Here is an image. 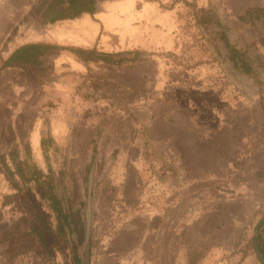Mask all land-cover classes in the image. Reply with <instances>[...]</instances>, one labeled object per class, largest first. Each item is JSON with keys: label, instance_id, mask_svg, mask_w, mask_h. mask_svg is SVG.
<instances>
[{"label": "rangeland", "instance_id": "1", "mask_svg": "<svg viewBox=\"0 0 264 264\" xmlns=\"http://www.w3.org/2000/svg\"><path fill=\"white\" fill-rule=\"evenodd\" d=\"M36 1L30 10L33 14L41 1L46 2ZM162 1L168 7L173 0ZM188 2L189 5L179 2L176 10H166L171 19L162 25H155L160 22L158 18L146 24L141 16L146 15L141 5L137 6L138 16L130 19L128 30L124 20L127 15L120 14L123 18L112 28L111 18H103L106 8H102L103 16L100 14L94 20L101 24L97 35L100 37L102 31L100 41L104 49H145L155 54L141 59L134 68L105 66L78 74L81 75L78 77L77 73L71 75L63 70L62 64L56 69L52 56L41 69L32 70V78L24 73L11 78L15 90L9 92L10 96L0 97V108H3L0 109V153L13 172L9 174L0 163V264H78L80 261L81 264H127L130 261L119 255L109 256L111 243L118 236V225L123 231L130 217L124 215L123 222L120 221L119 214L113 213L124 210L117 211L116 205L112 207L110 202L113 193L108 188L109 176L120 150L128 144L142 147L148 166L159 174L155 166L163 164L162 171L174 175V183L169 182L174 186H178L180 180L175 173L192 168L186 160V148L181 151L174 141L170 142L171 152L167 154L147 147L151 138L146 126L139 121L144 112L181 120L179 125L185 128L197 125L193 129L199 136L198 149L205 154L204 160L211 157L210 171L207 173L205 167L196 165L195 169L201 166L203 172L195 176L186 174V179H182L185 193L192 181L200 190L201 185L209 187L211 184L236 189L239 176L250 179L255 172L257 180L253 182L259 183L264 191L263 54L255 49L246 50L251 75L237 68L222 39V23L232 31L244 30L238 17L224 13L221 0ZM155 8L160 11L158 5ZM37 10L36 13L41 12ZM22 12L18 14L23 15ZM25 17L28 18L21 24L31 21L29 15ZM34 20L33 27L38 26L39 30L38 39L59 41L51 27H41L36 17ZM10 29L13 33L8 35L7 49L20 24ZM88 38L86 40H91ZM59 56L54 58L56 65L62 61ZM95 93L103 94L96 97ZM54 117L58 121H53ZM210 125H214L212 130ZM42 139L48 143L45 150L41 148ZM15 159L24 163L25 173L33 169L47 175L52 171L58 197L73 217L76 234L59 232L56 215L40 196L29 174H26L27 180L22 179ZM217 170L222 174L220 180L214 176V180H210L211 173ZM90 176L93 222L88 228ZM254 183L247 185L256 186ZM196 205L205 217L203 201ZM238 208L240 219L243 222L246 219L243 225L238 223L241 220L235 214L224 219L215 211L205 218L209 224L201 227L199 236L191 238L190 250L195 253L191 261L199 260L201 248L208 246L212 256L206 264H262L254 249V237L264 219V195L255 212L252 203L241 202ZM40 212L50 229L45 234L47 249L34 235V229L43 228L38 217ZM84 228L91 231V242H83ZM204 228L208 229V238L202 240L201 235L207 236L206 231L202 232ZM260 235L264 238V224ZM127 251L121 249L120 254L127 255ZM146 260L147 264L162 263L159 258Z\"/></svg>", "mask_w": 264, "mask_h": 264}, {"label": "crops", "instance_id": "2", "mask_svg": "<svg viewBox=\"0 0 264 264\" xmlns=\"http://www.w3.org/2000/svg\"><path fill=\"white\" fill-rule=\"evenodd\" d=\"M52 1L53 0H46V2L41 1L37 7L41 12L36 13L38 10L35 9L36 11L34 10L33 14V11L30 10L34 8L32 5L34 2H37L36 0H0V64L1 60H8L10 56L20 48L36 43L107 54L141 52L144 53L141 59L147 56H154V53H150L145 49L115 51L104 49L100 41L102 31L99 30L101 31L100 37L97 35L98 28H101V24L94 19H98L100 14L103 16L101 13L102 8H106L103 18L106 20L111 18L112 27L115 24H119V20L123 18L119 15L125 14L127 15V19L124 20L127 21L125 25L128 30L130 19L135 20V16H138V13H135L136 7L141 5L143 14L146 15L141 16L146 19V24L153 18H158L160 22H155V25H162L171 19V15L169 16L166 10H176V6L179 4V2H175L176 0H173L168 7H166L167 5H165V2L162 0H97L94 13H83L73 19L60 20L53 24H43L45 10L51 5ZM139 1H142V4H140ZM41 4L43 5L42 8H40ZM157 5L160 11L156 10L155 7ZM220 5L224 13L229 16L231 15L232 18L238 17L240 25L244 27V30H240L244 31V33H240L236 28H234L236 29L235 31H232L222 23L224 33L231 47L236 49L240 55H243L244 59L247 58L245 57V52L249 49L258 50L264 55V0H221ZM164 8L166 9L164 10ZM121 9L122 11H120ZM19 12H22L23 15L18 14ZM28 15L31 21H28L26 24H21L24 19L28 18L25 17ZM32 17H36V22H38L41 27H45L46 29L47 27H51L52 34L58 37L59 41L50 42L48 39H38V26H35L36 28L33 27L35 20L33 22ZM19 24L20 29L18 32L14 33V40L8 42L10 47L7 49V45L5 44L7 43L8 35H12L13 33L10 28ZM89 33L90 36L88 35ZM45 34H47L46 37H49L47 31ZM97 36L99 37L98 40ZM88 37H90L91 40H86L89 39ZM239 37L242 39L239 40ZM34 38L36 40H34ZM250 39L251 41H249ZM56 55H60L59 57L62 59L58 65L54 63ZM263 55L261 56L264 57ZM52 56L54 57L51 62L56 69L59 64H62L65 67L63 70H66V72L71 75L77 73L76 76H78V74L82 75L88 73L93 69L104 68L105 66L119 69L126 67L134 68L138 61L141 60L139 59L135 63H126L122 65L108 64L105 62L91 63L87 59L79 58L73 52L58 50L44 56L43 65L39 68L31 67L29 72H25L18 68L4 69L0 74V97L4 95L6 97L10 96L9 92L15 90V82L11 79L13 76L18 73H24L32 78V70L41 69L47 59ZM238 64L237 68H240V63ZM81 75L78 77H81ZM249 75H251V73ZM144 92L148 95L150 94L148 91ZM101 94L103 93H95L94 95L98 97ZM151 112L152 111L144 112L139 120L141 125L146 126V130L151 138L148 141L147 147L149 146L152 147V149H156L158 151L157 153L164 152L163 154H167V152H171L169 148L170 142L174 141L176 146L181 147V151L186 148V160L192 165V168L190 166L191 169L178 170L175 176L180 178L179 185L174 186V184H169V182L174 183V175L171 172L162 171L161 168L163 164L159 162L161 167L155 166L159 174L155 173L154 169L148 166L144 158L142 147L128 144L126 148L120 150L116 158V163L112 166L113 168L110 171L109 178L111 182H109L110 187L108 188H110L113 193L110 199L112 207L116 205L115 209L117 211L121 209L124 210L113 213V215L119 214L120 221L122 222L124 215H127L126 217L130 216L128 217L130 220H128V218L126 219L125 223L128 224L123 231L121 230L123 227H120V224L118 225V236L115 242L113 239L110 250L108 249L111 253L109 256L119 255L123 259L128 258L130 261L127 264H147L146 261L148 260L146 259L148 258H159L160 263L162 262L161 264H203L204 262L206 264L207 259L212 256V252L208 250L209 247L205 246L201 248L203 250L202 254L200 256L198 255L199 260L196 262L191 261L195 253L191 252L190 247L192 236H199L201 234V227L209 224L206 221L207 216L209 214L214 215V212L217 211V216L221 218L230 219L235 214L240 219V208H238V206H241V202L252 203V210L255 212L257 205H260L264 191H261L262 189L259 183H254L255 180H257V172H255L252 173L250 179L239 176V184L236 189H229L221 185L217 187L211 184L209 187L201 185L203 186V190H200L199 185H193L192 182L194 181H192L188 184L189 190L187 191L189 193L187 194V191L185 193L184 188L186 187L182 179H186V174L191 176L194 174L199 175L200 172H203L202 169H200L201 166L202 168L205 167V170L209 173L208 161L211 157L207 156V159L204 160L205 154L198 149L200 145L198 142L199 136L195 134L193 129L195 126L197 127V125H192V128H185V125H179L181 120L178 122L175 118H162L158 113ZM145 115L146 118L144 120ZM55 120L58 121V119L54 117L53 121ZM53 121L52 125L54 124ZM209 127V129L212 130L214 125H210ZM189 131L191 134L188 133ZM172 154L173 156L174 154L176 155V153ZM200 160L204 163L202 164ZM198 164L201 166L195 169ZM220 172L219 170H217L216 173L212 172L210 180H214L213 176L217 177V181L220 180L219 178L222 177ZM242 179H244V182H242ZM247 181V184L254 183L256 186H248L246 184ZM247 191L249 193H247ZM105 199L108 200V198ZM201 201H203V205L206 208V211L203 212L205 217L201 216V210H198V206L196 205ZM232 204H234V206ZM222 211H224V213ZM244 222L241 220L238 223L243 225ZM204 231H206L207 236H204V234L201 235L202 240L208 238V229L204 228L202 232ZM124 232L129 234H125ZM121 249H127L128 254L121 255ZM142 258H144V262L141 260Z\"/></svg>", "mask_w": 264, "mask_h": 264}, {"label": "trees", "instance_id": "3", "mask_svg": "<svg viewBox=\"0 0 264 264\" xmlns=\"http://www.w3.org/2000/svg\"><path fill=\"white\" fill-rule=\"evenodd\" d=\"M182 1L185 4L189 5V2L186 0H176L175 2L178 3ZM96 3L97 0H53L51 5L45 10L44 20L42 23L53 24L60 20L76 18L83 13H94ZM42 7L43 5L41 4L40 8ZM222 39L225 44V48L229 51V57L233 64L237 67L239 65L238 63H240V68H242L247 74H250L252 72L251 64L246 60L247 58L244 59L243 55H240L236 49L231 47L224 31L222 33ZM58 50L73 52L79 58L87 59L91 63L105 62L114 65L135 63L137 60L141 59L144 54L141 52H120L116 54H107L89 50L83 51L79 49H70L44 43H36L20 48L19 50L14 52L6 61L1 60L0 74L6 68H18L24 70L25 72H29L31 67L39 68L43 65L44 56ZM47 144L48 143L44 139L41 140V148L43 150H45ZM15 161L17 163V172L22 176V179L27 180V175L29 174L31 182H33L38 191H40V196L46 201L52 212L56 215L59 232H62V234L64 235L67 234V232L76 234V224L73 222V217L70 214V211L64 208L60 198L58 197L55 179L52 171L47 175H42V173L38 172L37 170L34 171L33 169L29 170V173H25L24 163H21L19 159H15ZM0 163L5 171L13 175V172L9 169L1 153ZM38 217L42 222L43 228L34 229V235L38 237L44 248L47 249L49 245L45 238V234L50 229L41 212L38 214ZM90 235L91 231L84 228L83 242H91ZM258 245L264 254V238L262 235H259ZM77 261H79V259H77ZM80 262H78V264Z\"/></svg>", "mask_w": 264, "mask_h": 264}, {"label": "water", "instance_id": "4", "mask_svg": "<svg viewBox=\"0 0 264 264\" xmlns=\"http://www.w3.org/2000/svg\"><path fill=\"white\" fill-rule=\"evenodd\" d=\"M91 184H92V176L89 177V187H88V204H87V210H86V220H87V227L90 228L92 226V220H93V214H92V200H91ZM264 224V219L259 223L256 231H255V237H254V249L256 252L257 257L261 261L262 264H264V254L260 250L258 246V238L260 235V227Z\"/></svg>", "mask_w": 264, "mask_h": 264}]
</instances>
